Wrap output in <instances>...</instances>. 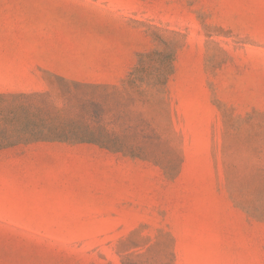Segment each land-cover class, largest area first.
<instances>
[{
	"label": "rangeland",
	"instance_id": "obj_1",
	"mask_svg": "<svg viewBox=\"0 0 264 264\" xmlns=\"http://www.w3.org/2000/svg\"><path fill=\"white\" fill-rule=\"evenodd\" d=\"M0 264H264V0H0Z\"/></svg>",
	"mask_w": 264,
	"mask_h": 264
}]
</instances>
